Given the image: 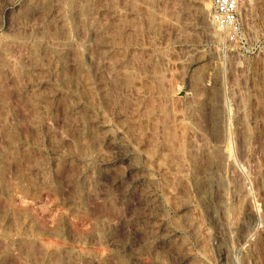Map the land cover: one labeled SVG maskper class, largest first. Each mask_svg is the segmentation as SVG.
Returning <instances> with one entry per match:
<instances>
[{"label": "rangeland", "instance_id": "rangeland-1", "mask_svg": "<svg viewBox=\"0 0 264 264\" xmlns=\"http://www.w3.org/2000/svg\"><path fill=\"white\" fill-rule=\"evenodd\" d=\"M0 0V264H264V0Z\"/></svg>", "mask_w": 264, "mask_h": 264}, {"label": "built area", "instance_id": "built-area-1", "mask_svg": "<svg viewBox=\"0 0 264 264\" xmlns=\"http://www.w3.org/2000/svg\"><path fill=\"white\" fill-rule=\"evenodd\" d=\"M241 0H212V18L222 29H232L239 22Z\"/></svg>", "mask_w": 264, "mask_h": 264}]
</instances>
